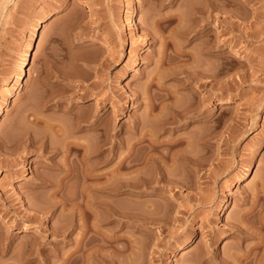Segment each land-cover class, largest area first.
<instances>
[{
	"label": "rangeland",
	"instance_id": "374dc122",
	"mask_svg": "<svg viewBox=\"0 0 264 264\" xmlns=\"http://www.w3.org/2000/svg\"><path fill=\"white\" fill-rule=\"evenodd\" d=\"M192 1L0 0V264H264V0H229V23L214 20L212 37L204 31L186 43ZM206 40L226 41L222 57L202 55ZM169 62L194 77L209 70L206 86L181 83ZM160 74L163 90L148 89ZM146 91L164 107L156 99L151 110ZM199 102L203 115L193 118ZM171 110L190 120L170 124ZM152 127L163 144L156 162L185 176L184 190L126 187L128 150ZM105 131L114 137L102 152ZM135 147L140 157L151 149ZM175 149L198 158L196 170L184 154L168 160ZM152 162L140 176L152 180ZM237 222L251 236H238ZM237 254L249 255L241 262Z\"/></svg>",
	"mask_w": 264,
	"mask_h": 264
},
{
	"label": "bare ground",
	"instance_id": "6f19581e",
	"mask_svg": "<svg viewBox=\"0 0 264 264\" xmlns=\"http://www.w3.org/2000/svg\"><path fill=\"white\" fill-rule=\"evenodd\" d=\"M172 1V0H171ZM195 1V2H194ZM194 1H192V2H194V4H193V9H191V10H193V15H194V24H193V29H190V32H188L187 34H186V38L187 39H185L186 40V43H187V40L188 41H192L193 39H194V37H196V34H198V33H202V32H204V31H206L207 32V35L210 37H212V35L211 34H213V31L210 29V26H211V24H212V22H214V20H217L219 23H221V24H226V22H228L229 23V21L227 20V17H222V16H225V15H227V13H229L228 12V5H230L229 4V0H194ZM191 2V3H192ZM174 3V2H173ZM171 4V3H170ZM190 4V3H189ZM191 5V4H190ZM190 5H189V7H190ZM89 9V8H88ZM62 11V9H57V10H55L54 11V14L56 13H59V12H61ZM178 15V14H177ZM192 15V16H193ZM182 16V15H181ZM181 16H174L173 18L174 19H180L179 17H181ZM229 17V16H228ZM191 18V17H190ZM156 19V18H155ZM155 19H153V21L155 20ZM173 19V20H174ZM184 19V18H183ZM156 21V20H155ZM182 21V20H181ZM158 22V21H157ZM186 22V21H185ZM156 23V22H155ZM181 23V22H180ZM184 23V22H183ZM151 24V23H150ZM231 24V23H230ZM155 25V24H154ZM183 26H184V24H182ZM187 25V24H186ZM179 27H181V26H179ZM182 28V27H181ZM191 28V27H190ZM192 30V31H191ZM225 32V31H224ZM224 32H222V33H224ZM182 33H183V31H182ZM183 35V34H182ZM156 36V35H155ZM155 36L153 37V40L155 39ZM181 36V35H180ZM165 38V37H164ZM170 39V38H169ZM172 39V38H171ZM212 39V38H211ZM209 40H210V38H209ZM207 41L206 40V43L204 42V46H202L201 48V51L200 52H203L202 53V55H211V54H213L214 52L213 51H216V52H219V56L218 57H222L221 55L223 54V52L221 51L220 52V50L222 49V46H223V44L225 45L226 44V41H221V42H215L214 41V43L213 42H211V41ZM217 40V39H216ZM224 40V39H223ZM166 41V40H165ZM165 41H164V43H165ZM172 41V40H171ZM174 41V40H173ZM168 42V40H167V42L165 43V45L166 46H169V45H167V44H172V45H174V47H175V49H177L176 48V46L178 47V45H177V43H174V42ZM225 42V43H224ZM164 43H163V45H164ZM164 45V46H165ZM180 45V44H179ZM180 50V49H179ZM198 50H200V49H197V51ZM182 51V50H181ZM180 51V52H181ZM175 52V54H176V58H179V56L180 55H182V53L180 54V52L178 51V50H176V51H174ZM191 52V51H190ZM161 53H165V52H161ZM186 53V52H185ZM195 54V53H194ZM197 54V53H196ZM195 54V55H196ZM162 55V54H161ZM184 55V54H183ZM188 56H189V54H187ZM198 55V54H197ZM186 56V55H185ZM217 56V55H216ZM161 57H163L164 59H165V61H164V63H166V62H168V61H170L171 62V60H172V58H171V56H170V58H168V56L166 57V55H165V57H164V55H162ZM189 57H191V58H193V57H197V56H194L193 55V53H192V55H190ZM200 58V57H199ZM204 58V57H203ZM174 59V58H173ZM208 59V58H207ZM175 60V59H174ZM196 60H198V59H196ZM170 62L168 63V65H169V67H168V73H172V74H174V76L176 75V76H178L177 77V79H178V81H180L181 83L182 82H184V83H186V84H192V82H193V80L195 81V80H197L198 82H200L201 84H202V82H201V80H202V77H205V76H207V75H209V70H206V71H203L202 73H199L200 75H198V76H193V74H191L190 72H188V71H183L184 72V74L186 75V76H184V78H182V77H179L180 76V73H183L182 71H181V69H183V65H180V63H176L175 65L174 64H170ZM196 62V61H195ZM203 62V61H202ZM224 62V61H223ZM204 63H205V61H204ZM203 63V64H204ZM207 63V62H206ZM194 64V63H193ZM202 64V63H201ZM167 65V64H166ZM199 65V64H198ZM206 65V64H205ZM181 66H182V68H181ZM193 66V65H192ZM187 67V66H186ZM201 68V67H200ZM166 69V68H165ZM164 69V70H165ZM186 69V68H185ZM187 70V69H186ZM201 70V69H200ZM195 71V70H194ZM213 71V70H212ZM164 73V72H163ZM166 73H167V71H166ZM225 73V69L224 68H220L219 67V69H217V71H216V75L217 76H222L223 74ZM160 75H162V74H160ZM211 75V74H210ZM163 76V75H162ZM160 76V78H151V80H150V84L148 85V89H150V88H152V86L153 87H157V89H160V90H163V87H164V84L162 83L163 82V78L165 77V76ZM225 77V76H224ZM207 78H208V76H207ZM212 78V77H211ZM176 79V78H175ZM223 80V79H222ZM17 85H18V87H20L23 83H24V79L22 78V76L21 77H19V79L17 80ZM204 82V81H203ZM220 82H221V80H220ZM211 83V82H210ZM223 84H224V82H222ZM226 83V82H225ZM229 84H230V82H229ZM202 85H204V86H206V83H203ZM163 86V87H162ZM184 86H185V84H184ZM226 86V85H225ZM228 88V87H227ZM147 89V90H148ZM144 90H146L145 88H144ZM144 90H142V91H144ZM159 90V91H160ZM171 90V89H170ZM225 90H226V88H225ZM148 91H146V93H147ZM167 92V91H166ZM170 92V91H169ZM143 93V92H142ZM148 94H150V92H148ZM159 94V93H158ZM140 95V94H139ZM144 95V94H143ZM172 93H169V96L170 97H168V98H171L172 97ZM178 95V94H177ZM146 96V95H145ZM166 96H167V94H166ZM175 96V95H174ZM148 97H149V101H150V106H151V110L152 109H154L155 110V105L157 106V104L159 105L160 103L161 104H163V105H161V106H163L164 107V103L163 102H166V100L165 101H160V100H163V99H159L158 97H160L159 95H158V97H157V95L155 94V95H148ZM179 97V96H178ZM177 97V98H178ZM160 98H162V97H160ZM173 98V97H172ZM156 99H159V101H160V103H157V101H156ZM175 99V98H174ZM143 100H145V98L143 97ZM158 101V102H159ZM170 101V100H169ZM206 102V101H205ZM155 103H157V104H155ZM176 104V103H175ZM165 105H166V103H165ZM197 105V104H196ZM201 103L199 102V104H198V106L197 107H195L194 108V110L192 111L191 109L189 110V112H188V114H190V116H194V117H196V118H199V116H201V115H203V107H201ZM149 106V105H148ZM160 106V105H159ZM174 106V105H173ZM178 106V105H177ZM161 108V107H160ZM172 108V107H171ZM175 107H173L172 109H174ZM189 108V107H188ZM192 108V107H191ZM157 109V108H156ZM180 109V108H179ZM171 111H173L172 113L173 114H170L172 117L171 118H173L172 119V122L170 123V124H172V125H174V124H176V123H182V121H184L186 118L188 119L190 116L187 114V112H186V114L184 113V114H182V113H179V112H177V111H179L178 109H177V111L175 110H171ZM183 111V110H182ZM187 111H188V109H187ZM205 111V110H204ZM169 113V112H168ZM193 114V115H192ZM168 116V115H167ZM191 117V118H192ZM193 117V118H194ZM208 117V116H207ZM94 118L97 120L98 118H97V116H94ZM192 118V119H193ZM201 118V117H200ZM202 118H203V116H202ZM158 119V118H157ZM157 119H155V120H157ZM186 119V120H187ZM205 121L207 120L206 119V116H205ZM96 120H94V122H96ZM169 120V119H168ZM181 120V121H180ZM188 120H190V119H188ZM167 121V120H166ZM194 121H197V119L196 120H194ZM201 121V120H200ZM168 122V121H167ZM187 122V121H186ZM35 125H36V123H35ZM145 126H147V125H145ZM165 126V125H164ZM178 128V126H174L173 128ZM180 127V126H179ZM60 128V127H59ZM58 128V129H59ZM136 128H137V126H136ZM153 128V127H152ZM155 128H153V129H147V135H148V138H146L147 136H146V133H145V135H144V132L143 133H141V135L143 134L144 136H141L140 138H138V140L137 139H134V141H133V144L130 146L131 148L128 150V151H130L129 152V157L131 158V160H129L130 162V165L128 166L129 167V169L131 170V171H129L131 174H134V175H132V180L131 181H129V183H128V181H127V185H126V187H128L129 188V191H131L132 193H136V194H143V192H145V191H143V188L145 189V188H147V190L148 189H154V192L156 191H159L160 189H162V186H160V183L161 182H164V183H166L167 185H172L173 184V186L175 185V187L177 186V187H179L180 188V190H184V187H186V182L185 183H183L184 182V180H185V176H184V178H183V176H182V178L181 177H179V179L181 180H179L176 176H174V175H176V173L173 175V174H171V172H170V174H171V176L169 175H167V172H169V171H171L172 169H174V168H172V169H170L171 168V165H164L163 163H165V160H164V162H156V159L158 160V158L159 157H157L156 155L159 153V149H160V147L163 145L161 142L162 141H159V139H158V136L156 137V135H157V132H158V130H154ZM96 130V129H95ZM107 130V129H106ZM110 130V129H109ZM149 130V131H148ZM160 130V129H159ZM161 130L162 131H167L168 130V128L165 126V127H162L161 128ZM60 131H61V129H60ZM108 131V130H107ZM157 131V132H156ZM58 131H56V133H57ZM65 133V132H64ZM105 141H104V143L102 144V143H100V146L98 145V147H99V151H102V152H105L107 149H105V147L106 146H108V144L110 143L111 144V142H112V137H114L110 132L109 133H107L106 131H105ZM65 137H66V135H64ZM207 136V135H206ZM206 136H205V140H207L206 139ZM63 137V136H62ZM189 138L190 137H188V138H186V140H187V142L189 141ZM204 138V137H203ZM202 138V139H203ZM208 138V137H207ZM64 139V138H63ZM209 140V139H208ZM68 141H71V139H69ZM114 141V140H113ZM148 142V144L150 145V151H149V153H148V155H146V156H144V155H142V156H144V157H140V156H137V155H139L138 153L136 154V148L137 147H135L136 145L138 146V144H140L141 145V143L143 144L144 142ZM181 141V140H180ZM180 141H178L177 143L176 142H174L173 144L175 145V146H177V145H179L180 144ZM192 141V140H191ZM191 141H189L188 143H187V145L188 144H190V142ZM76 142V141H75ZM72 143V142H68V147H69V149L73 146V147H77V149H80L81 151H83L84 152V154H83V156L84 157H87L88 158V156L93 152V150H92V152H90L91 150H89V148L87 147H85L82 143L80 144V143ZM79 142V141H78ZM209 142V141H208ZM132 143V142H131ZM165 143V142H164ZM176 143V144H175ZM183 143V142H182ZM184 143H185V140H184ZM193 143V142H192ZM205 143V142H204ZM207 143V142H206ZM173 144H169V146L170 145H173ZM173 145V146H174ZM174 146V148H176ZM170 147H172V146H170ZM107 148V147H106ZM208 148V147H207ZM186 149H188V148H186ZM186 149H183V150H185V152H183V154H182V152L181 153H179V151H176V149L174 150L175 152L174 153H172L171 154V158H169L168 160H170L171 159V161H173L174 160V162L173 163H175L176 162V160H177V155L178 154H182L183 155V160H184V163H185V165H186V167L188 168V169H190V170H196V168H194V166L196 167V166H199V163L198 162H200V161H198L197 159L198 158H196V157H194V156H190V153H189V155L186 153L187 151L188 152H190L189 150H187L186 151ZM79 150V151H80ZM97 150V149H96ZM97 150V151H98ZM110 151V150H109ZM96 154V153H95ZM110 154V153H109ZM160 154V153H159ZM170 154V153H169ZM187 154V155H186ZM192 154V153H191ZM91 155H93V154H91ZM90 155V156H91ZM160 156V155H159ZM181 156V155H180ZM127 157V156H126ZM164 157V156H163ZM162 157V158H163ZM128 158V157H127ZM161 158V157H160ZM159 158V159H160ZM167 158V157H166ZM204 158V157H203ZM84 159V158H83ZM104 159H106V158H104ZM154 159V160H153ZM205 159H206V157H205ZM126 160V159H125ZM200 160V159H199ZM204 160V159H203ZM203 160H201V161H203ZM12 161V160H11ZM151 161H153L152 162V164H154L153 166H155V175H154V177L153 178H151L152 180H149L150 178H147L146 176H140V174L142 175V173L145 171H142L144 168L146 169V166H148V164L151 162ZM160 161V160H159ZM9 162V161H8ZM92 162V161H91ZM90 162V163H91ZM97 162V161H96ZM126 162V161H125ZM13 163V162H12ZM11 162H10V164H12ZM16 163V162H15ZM87 163V161L85 160V165H86V167H84L83 166V168H86L83 172V174L85 175V177H86V180L87 179H89L90 180V171H89V169L87 168V167H90V166H88V164H86ZM123 163V162H122ZM160 163V164H159ZM8 164V163H7ZM9 164V165H10ZM201 164H202V162H201ZM8 165V166H9ZM122 165V164H121ZM174 165V164H173ZM123 166V165H122ZM169 168H168V167ZM202 166V165H201ZM92 167V166H91ZM68 168V167H67ZM122 168V167H121ZM120 168V169H121ZM65 169V168H64ZM69 169V168H68ZM90 169H92V168H90ZM168 169H170L169 171H168ZM192 170V171H193ZM177 171V170H176ZM142 172V173H141ZM173 172H175V171H173ZM145 173V172H144ZM120 175H121V173H120ZM119 175V176H120ZM127 175V174H126ZM144 175H146V174H144ZM167 175V176H166ZM122 176V175H121ZM131 177V176H130ZM134 177V178H133ZM175 177V178H174ZM120 178H122V177H120ZM127 178V177H126ZM178 180H177V179ZM91 179H92V176H91ZM129 180H130V178H128ZM186 180H187V177H186ZM84 181V180H83ZM183 181V182H182ZM124 183H125V181H123ZM85 183V182H84ZM187 183H188V180H187ZM106 184V183H105ZM109 184H111V183H109ZM113 184V183H112ZM118 184V183H117ZM94 185V184H93ZM92 185V186H93ZM99 185H101V184H99ZM119 185V184H118ZM121 185V184H120ZM123 185H125V184H123ZM162 185V184H161ZM91 186V185H90ZM91 186V187H92ZM95 186H97V185H95ZM102 186V185H101ZM105 187H107V185H104ZM189 186V185H188ZM188 186H187V188H188ZM104 187V188H105ZM125 187V188H126ZM59 188V187H58ZM100 188H102V187H98L97 186V189L99 190ZM109 188V187H108ZM104 190V189H103ZM106 190V189H105ZM109 191V190H108ZM110 191H111V189H110ZM113 191V190H112ZM264 191V190H263ZM114 193V192H113ZM89 194V193H88ZM87 194V195H88ZM264 194V193H263ZM257 195V194H256ZM261 196H263L262 194H261ZM87 197V196H86ZM190 197H192V196H190ZM258 197H260L259 195H258ZM257 198V197H256ZM257 204V203H256ZM67 205V204H66ZM71 207V206H70ZM75 207V206H74ZM88 207V206H87ZM93 207V206H92ZM254 207V206H253ZM256 207V206H255ZM85 208H86V206H85ZM264 209V208H263ZM255 209H253V211H254ZM260 210V209H259ZM73 211V210H72ZM252 210H250V211H248V213L245 215V216H249V215H251L252 214V212H253ZM264 211V210H263ZM260 213H262V211H260ZM258 214V216L259 215H261V214ZM242 215V214H241ZM111 216H112V214H111ZM257 216V215H256ZM251 217V216H250ZM262 217H264V213L262 214ZM262 217H260V219L262 218ZM107 218V217H106ZM255 218V217H254ZM248 219V218H247ZM247 219H246V221H247ZM251 219V218H250ZM95 220H97V219H95ZM264 219L262 218V221H263ZM237 221V220H236ZM245 221V220H244ZM248 221H250L249 219H248ZM252 221V220H251ZM253 221H254V219H253ZM252 221V222H253ZM264 222V221H263ZM97 223V222H96ZM238 224H236V225H234V230L236 229L237 230V235L238 236H241V237H246V236H248V235H250V232L248 231V228H247V226H246V228H245V226H244V223H242V224H240L239 222H237ZM249 223V222H248ZM261 225H262V223L261 222H259ZM230 224H233V223H230ZM254 224V223H253ZM264 224V223H263ZM162 225V224H161ZM259 225V224H258ZM88 226V225H87ZM91 226H93V229H94V227H96L95 226V224L93 223V225H91ZM84 227V226H83ZM249 227V226H248ZM251 227V226H250ZM264 227V225L263 226H261L260 227V229H262ZM255 228V227H254ZM253 228V230L254 231H256L257 232V230H255ZM256 228H258V227H256ZM85 229V228H84ZM87 229V228H86ZM253 230H250V231H253ZM25 231H27V229H25ZM24 231V232H25ZM258 231H262V230H258ZM254 233V232H253ZM257 234V233H256ZM258 234H260V233H258ZM251 236V235H250ZM259 236V235H258ZM261 236H263V235H261ZM108 238V237H107ZM108 239H111V238H108ZM107 239V240H108ZM262 240V239H261ZM109 241V240H108ZM111 241V240H110ZM262 242L264 243V237H263V240H262ZM261 242V243H262ZM192 243V240L191 239H188V241H186V243L184 244V247H186V246H188V245H190ZM81 246H83L82 245V243L81 244H79L78 245V249L80 248V250H81ZM261 246V245H260ZM259 246V247H260ZM93 247V246H92ZM258 247V246H257ZM254 248V247H253ZM259 249V248H258ZM95 250V249H94ZM264 251V250H263ZM262 251V252H263ZM76 252V251H75ZM235 252H237V251H234L233 253H235ZM251 252V251H250ZM245 253V252H244ZM249 253V252H248ZM261 253V252H260ZM229 254V253H228ZM235 255V254H234ZM249 254H247V255H244V257H243V255L241 256V255H239V254H237V257L235 256V258H237V260L239 261L240 259V261L242 262V260H244V259H246V257L248 256ZM227 256V255H226ZM229 257V256H228ZM230 257H232V256H230ZM264 257V256H263ZM263 257H261V259L263 258ZM225 258V257H224ZM257 258V257H256ZM231 260H232V258H230ZM233 259H234V257H233ZM252 259V258H251ZM248 260V259H247ZM254 260V259H253ZM252 260V261H253ZM257 260V259H256ZM255 260V261H256ZM69 261V260H68ZM71 261V260H70ZM228 261H230V260H228ZM232 261H236V260H232ZM251 261V262H252ZM254 261V262H255ZM225 262H227V260L225 259H223L222 258V264H225ZM250 262V261H249ZM250 262V263H251ZM256 262H258V261H256ZM255 262V263H256ZM229 263V262H228ZM231 263V262H230ZM238 263V262H237Z\"/></svg>",
	"mask_w": 264,
	"mask_h": 264
}]
</instances>
